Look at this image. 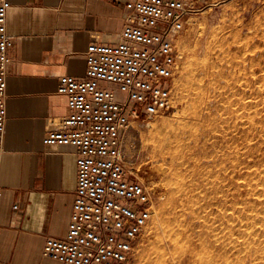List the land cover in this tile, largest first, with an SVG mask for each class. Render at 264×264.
<instances>
[{"label": "rangeland", "instance_id": "374dc122", "mask_svg": "<svg viewBox=\"0 0 264 264\" xmlns=\"http://www.w3.org/2000/svg\"><path fill=\"white\" fill-rule=\"evenodd\" d=\"M212 2L176 41L174 108L125 136L154 202L129 264H264V0Z\"/></svg>", "mask_w": 264, "mask_h": 264}, {"label": "built area", "instance_id": "2783aa9c", "mask_svg": "<svg viewBox=\"0 0 264 264\" xmlns=\"http://www.w3.org/2000/svg\"><path fill=\"white\" fill-rule=\"evenodd\" d=\"M213 6L212 0H127L119 42L90 44L85 78H60L57 92L66 97L69 114L43 145L77 149V187L69 230L62 239L46 240L44 257L60 264L130 263L154 202L128 168L125 136L132 122L174 108L173 81L181 58L176 41L190 19ZM11 7L9 0H0V152L14 46L6 26ZM118 92L123 99H117Z\"/></svg>", "mask_w": 264, "mask_h": 264}, {"label": "crops", "instance_id": "0c3cea01", "mask_svg": "<svg viewBox=\"0 0 264 264\" xmlns=\"http://www.w3.org/2000/svg\"><path fill=\"white\" fill-rule=\"evenodd\" d=\"M126 1L9 0L14 46L0 152V264H60L44 257L43 248L69 230L78 151L45 147L43 138L69 114L57 92L60 78H85L90 44L119 42Z\"/></svg>", "mask_w": 264, "mask_h": 264}, {"label": "bare ground", "instance_id": "6f19581e", "mask_svg": "<svg viewBox=\"0 0 264 264\" xmlns=\"http://www.w3.org/2000/svg\"><path fill=\"white\" fill-rule=\"evenodd\" d=\"M182 146H183V144H182ZM188 147V146H187ZM182 159V158H181Z\"/></svg>", "mask_w": 264, "mask_h": 264}]
</instances>
